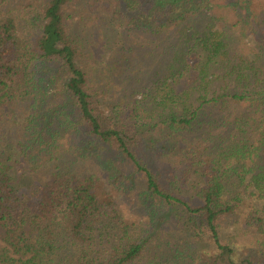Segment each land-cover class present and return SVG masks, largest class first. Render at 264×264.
Instances as JSON below:
<instances>
[{
    "label": "trees",
    "instance_id": "obj_1",
    "mask_svg": "<svg viewBox=\"0 0 264 264\" xmlns=\"http://www.w3.org/2000/svg\"><path fill=\"white\" fill-rule=\"evenodd\" d=\"M157 146L183 166H148ZM260 247L264 0H0V264H264Z\"/></svg>",
    "mask_w": 264,
    "mask_h": 264
},
{
    "label": "rangeland",
    "instance_id": "obj_2",
    "mask_svg": "<svg viewBox=\"0 0 264 264\" xmlns=\"http://www.w3.org/2000/svg\"><path fill=\"white\" fill-rule=\"evenodd\" d=\"M23 1H24V3H27L28 0H23ZM164 135H165V131L162 129V127L156 128V130L154 131V138L160 140L162 145H165L166 141L168 142L169 140H172V138L168 139ZM157 147L159 148L158 151L170 152V154L168 156L166 154H163V156L160 157V156H155L156 153L154 151H149V150L146 151L145 150V153H143L145 162L152 169L159 170V171H161V170L165 171L167 169H172L174 167H182L183 166L182 164H179L180 162H178V160L181 159L180 154H182V153H180V152L175 153V151L173 152V150H170L171 147H170V149L166 148L164 150H162L160 148V146H157ZM167 149H169L170 151H168ZM176 149L179 150V146H177ZM91 165H93L95 167V169H96V165L94 163H91L89 165L90 168L92 169V171L94 172V168ZM117 167L120 170L127 173L128 175L130 174L129 175L130 179L128 180V185L132 190L129 194L121 195L124 197L121 198L120 200L122 203L126 204V209H128V211H127L128 213L131 214L133 212L134 215H137V213L141 211V208H139V207H141V205H140V203L138 204L137 202H135L134 199H135L136 194L139 192V189L143 186V179L141 176H138V175H136L134 178V175H131V173L133 172V169L127 163H124V162H122L120 164L118 163ZM179 170H181V168H179ZM98 171H100V170H98ZM106 178H107V176H106ZM120 186L122 187V185H120ZM129 209L132 212H130ZM230 221L233 222V221H235V219L232 218ZM226 224L229 227V225L231 223H226ZM224 239L226 240V237ZM238 241L241 243L240 249H241V251L243 250L242 253L244 252V254L247 250L249 251V249L252 247L251 246L252 243H251L250 238L245 236V235L243 236V238L241 237V235H239ZM260 248H262V247H260ZM262 251L264 252V247L262 248ZM254 255H256V258L260 259V261H262V259L264 257V254L259 255V253H257V254L255 253Z\"/></svg>",
    "mask_w": 264,
    "mask_h": 264
}]
</instances>
